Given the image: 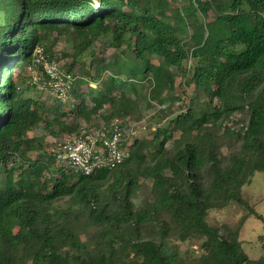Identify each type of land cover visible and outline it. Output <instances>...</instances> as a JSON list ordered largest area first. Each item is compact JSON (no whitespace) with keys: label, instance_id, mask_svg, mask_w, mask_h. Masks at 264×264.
Listing matches in <instances>:
<instances>
[{"label":"trees","instance_id":"obj_1","mask_svg":"<svg viewBox=\"0 0 264 264\" xmlns=\"http://www.w3.org/2000/svg\"><path fill=\"white\" fill-rule=\"evenodd\" d=\"M62 28L76 33L74 52L62 55L75 76L74 101L60 116L79 125L59 121L69 137L99 116L126 127L138 106L126 88L148 79L150 102L166 103L183 72L205 103L192 97L152 139L129 144L125 134L131 154L119 167L72 171L29 136L44 108L15 79ZM103 34L124 69L86 93L74 68ZM90 56L98 76L108 69L105 57ZM80 71L90 72L83 62ZM223 136L237 142L228 156ZM257 171L264 172V0H0V264H264L240 238L250 217L264 223L243 191ZM141 177L152 181L151 194L137 204ZM65 197L66 207L57 206ZM229 204L248 212L235 228L213 225L210 212ZM194 240L198 255L180 250Z\"/></svg>","mask_w":264,"mask_h":264},{"label":"rangeland","instance_id":"obj_2","mask_svg":"<svg viewBox=\"0 0 264 264\" xmlns=\"http://www.w3.org/2000/svg\"><path fill=\"white\" fill-rule=\"evenodd\" d=\"M229 2L230 0H224ZM187 3L184 1L178 2V6L186 7ZM211 17H215L214 13L210 11ZM201 17V14L199 13ZM205 20H208L207 18ZM92 36V33H90ZM111 35H101L100 37H93L94 43L91 46L89 52L80 58H78L77 65L74 68L77 81L81 82L80 88L84 89L86 93L90 89L97 90V87L101 85L102 80H106L111 71L119 72L123 71L122 65L119 64L118 57L115 54L114 48L110 45ZM74 39H76V33L74 31L67 32L64 28L61 29L60 33L56 32L54 36L48 38L44 44V47L49 50V53L54 58H62L64 53L72 54L74 52L73 44ZM90 54L97 56H103L108 61V69L100 72L95 70V66H91L93 61ZM65 69H68V66L73 62L71 57H64L59 60ZM85 64V69H87L88 74L81 73L80 64ZM67 63V64H66ZM193 65V64H192ZM25 66V65H24ZM24 66L16 70L15 79L17 80V85L21 87V93L24 97H30L35 100H38L43 108V117L44 120L42 123L35 129L29 132L30 137H39L42 139L43 147L52 154V149L59 143L65 140L70 136V132L63 131L62 126L59 124V121L66 122L68 125H74L78 123L72 115L60 116L61 112L70 111L71 102L74 101V94L72 93L70 99L66 103H60L47 91L42 90L36 86H31L28 84V74L25 71ZM91 66V68L89 67ZM191 62H184V68L186 72L190 70ZM185 74L180 72L176 80V90L174 93L167 94L165 97H168L166 103L161 102H150L148 98L149 94V83L150 79L143 83H135L136 86L129 89L134 98L138 101L137 111L134 115L127 117L128 127L126 128L125 133H129L132 129L138 130L135 137H144L146 139H152L155 136L156 130L158 127L167 128L170 125V119L175 118L177 114L185 112L188 104L191 102L192 97H200V105L204 104L205 96L203 92L194 85L188 87L185 83ZM79 85V82L77 83ZM88 84V85H87ZM77 85V86H78ZM216 104L219 105L220 102L216 101ZM237 114V113H236ZM99 118H93L92 123H97ZM230 123V122H227ZM79 125V123H78ZM224 126H222L221 134L224 132ZM77 131V129L75 130ZM74 131V132H75ZM73 134V133H72ZM175 138L180 137V132H175ZM134 136L130 139L129 144L134 141ZM223 153L224 155H229L236 147L237 142L234 138L224 137L223 136ZM158 145V142H156ZM171 146V142L169 144ZM38 151L32 153L36 157ZM135 164V161L132 162ZM140 189L138 191V196L135 199V202L139 204L142 200L148 198L151 194V180H145L143 177L140 179ZM244 195L246 199L254 206L258 212L264 215V172L257 171L252 177V182L244 186ZM69 197L59 199L56 202L57 206L66 207L68 204ZM247 210L237 204H229L224 209L212 210L209 215V220L213 225L222 226L227 224L233 228L237 227L239 220L247 214ZM241 240H243V247L245 251L249 254L251 258H259L264 256V223L255 218L250 217L246 224L241 230ZM200 243L198 241H188L181 243L180 250L185 252L187 251L190 255H198Z\"/></svg>","mask_w":264,"mask_h":264},{"label":"built area","instance_id":"obj_3","mask_svg":"<svg viewBox=\"0 0 264 264\" xmlns=\"http://www.w3.org/2000/svg\"><path fill=\"white\" fill-rule=\"evenodd\" d=\"M27 71L29 85L47 91L60 103L68 102L74 86V73L65 69L57 59H50L44 47H36L32 60L27 64ZM98 118L97 123L83 121L75 135L52 149L57 163L89 176L102 170L115 169L130 158L128 146L122 145L128 125L124 127V122L118 118L109 123L103 117ZM137 131L132 129L126 135L132 137Z\"/></svg>","mask_w":264,"mask_h":264}]
</instances>
